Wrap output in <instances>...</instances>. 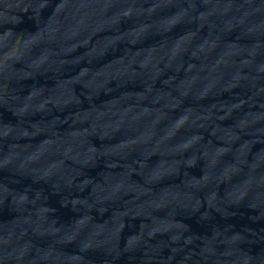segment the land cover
Wrapping results in <instances>:
<instances>
[{
    "label": "water",
    "instance_id": "obj_1",
    "mask_svg": "<svg viewBox=\"0 0 264 264\" xmlns=\"http://www.w3.org/2000/svg\"><path fill=\"white\" fill-rule=\"evenodd\" d=\"M0 264H264V0H0Z\"/></svg>",
    "mask_w": 264,
    "mask_h": 264
}]
</instances>
